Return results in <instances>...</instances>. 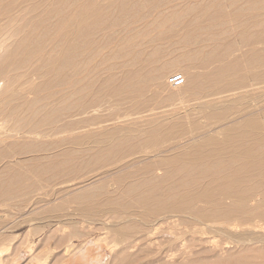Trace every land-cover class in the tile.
<instances>
[{
	"label": "rangeland",
	"instance_id": "rangeland-1",
	"mask_svg": "<svg viewBox=\"0 0 264 264\" xmlns=\"http://www.w3.org/2000/svg\"><path fill=\"white\" fill-rule=\"evenodd\" d=\"M235 1L237 4L233 5ZM246 1L99 0L98 14L89 18L75 17L78 23L83 18L85 22L90 19L94 23L90 28L85 24L79 31L60 32L55 27L60 23L61 15L76 13L86 0H22L12 32L8 25L6 30L0 31H8L7 36H10L0 50V86L3 84L0 88V98H3L0 101V124L8 129L0 130V250H8L0 254L3 264H41L47 256L45 264L54 263L63 244L57 246L54 239L47 237L48 230L65 227L67 232L80 224L85 227L87 237L84 241L72 238V243L82 248L84 261L97 255L104 256L102 264H112L114 257L106 249L107 243L109 246L113 240L108 227L120 222V217L129 216V225L136 228L142 222L140 226L143 228V221L149 215L146 207L138 206L122 215V209L133 204V198L125 195L127 186L150 177L143 167L152 163L159 165L160 161L145 162L143 155L155 156L158 149L165 151L164 156H175L177 152L189 149L179 146L181 143L189 146L188 143L207 132L228 124L225 119L233 120L243 113H258V110L264 112L263 83L255 86L254 91L248 87L237 90L236 95H231L233 92L221 95H231L226 98V116L222 122L210 118L219 106L199 112L196 109L190 116V124H187L188 119L180 122L179 119L189 111L188 104L177 95L167 98L168 93L178 92L166 85V77L164 87L156 91L154 103L147 106L144 113L129 117L127 125L111 129L108 125L112 121L101 123L109 119L107 116L110 117L111 113L113 119L122 112V108H116L117 111L111 106L108 109L111 113L106 109L108 113L104 111L96 118L98 114L91 111L90 115L95 118L83 120L85 100L88 103L98 100L102 96L101 87L106 81L122 77L123 68L132 70L135 63H141L148 71L147 68L158 67L170 58V54L184 60L183 55L208 52L215 44L221 46L229 40L239 46L241 41L237 30L256 20L259 24L264 22V10L248 14ZM237 7L242 10L237 11ZM32 19L33 26L28 28ZM3 22L6 21L0 25ZM105 22L113 26L105 27ZM70 36L86 38L84 45L79 46L74 40L68 41V46L77 44L81 54L87 51V64L84 65L79 55L75 62L68 60L69 48L63 39ZM2 37L0 34V39ZM116 37L122 41L115 42ZM106 38H112V43L107 42L111 43V48L105 47L98 53L97 48L105 44L101 41ZM96 40L98 42L94 44ZM114 49L118 51L115 56L111 52ZM241 67L242 74L246 75L244 63ZM33 74L36 77L31 80ZM37 83L46 84L48 88L41 91L33 89L35 86L30 88L29 84ZM79 87L83 91L78 92ZM253 103L256 106H252ZM149 111L154 113L152 118L164 119L160 130L190 125L188 135L175 139L174 143L132 149L131 144L144 140L132 139L136 131L144 134L149 129L141 126L142 119L138 117ZM81 126L84 128L77 130L76 136L62 140L63 130ZM93 185L96 188L91 200L81 205L67 202ZM111 185L115 187V193L109 192ZM230 202L225 200V203ZM179 229L181 231L182 226ZM104 232L109 233L106 241L102 236ZM226 236L229 235H215L214 239L222 245ZM200 237L209 238L211 235ZM192 240L197 239L185 235L187 245ZM222 247L217 256L208 254L205 262L200 264H230L231 254L240 251V246L235 244ZM190 249L197 251L194 246ZM134 252L139 253L138 250ZM195 252H190L180 264H191Z\"/></svg>",
	"mask_w": 264,
	"mask_h": 264
},
{
	"label": "bare ground",
	"instance_id": "bare-ground-1",
	"mask_svg": "<svg viewBox=\"0 0 264 264\" xmlns=\"http://www.w3.org/2000/svg\"><path fill=\"white\" fill-rule=\"evenodd\" d=\"M98 1L86 0L76 13L61 15L60 23L55 30L79 31L85 24L90 28L94 23L90 19L85 22L84 18L93 17L99 13ZM21 2L22 0H0V22L6 21L0 25V31L6 30L8 25V27L11 26L12 32L17 22L15 14L21 11ZM232 4L236 5L237 2ZM246 6L249 10L248 14L264 10V2L260 0H247ZM236 9L242 10L240 7ZM76 16L84 18L78 23L75 21ZM109 23L105 22V27L113 26ZM51 25L47 26V30ZM27 26L28 28L33 26V19ZM237 32L241 41L239 46H235L229 40L221 46L215 44L208 52L183 55L184 60L177 59L176 56L172 57L173 54H170L172 58H166L158 67L147 68L148 71L144 70L146 65L141 63H135L132 70L123 68L122 77L106 81L101 87L99 92L102 96L98 100L90 103L85 100L83 120L91 121L95 117L99 118L111 106L115 110L122 108V112H120L121 109L119 111L121 115L116 113V117L111 119L112 113L108 110L111 113L110 117L107 116L109 119H104L101 123L112 121L108 125L112 127L111 129L125 126L129 117L136 113H144V109L154 103L156 91L164 87L166 77L169 80L180 74L184 78V84L173 88L178 93L167 94L168 99L177 95L188 104L189 111L179 121L188 119L187 124H190L192 120L190 116L193 115L194 110L197 109L199 112L202 109H213L219 106V110L214 114L212 112L210 118L216 122H222L226 116L224 109L228 96L236 95L234 92L248 87L254 91L255 86L264 83V22L259 24L257 20L253 21ZM0 34L3 36L0 39V50H2L6 41L10 40V36H7L8 31L0 32ZM74 40L79 43V46L86 44L87 41L84 36H70L64 38L63 43L67 47L68 41ZM114 41L122 40L116 37ZM97 42L98 40L94 41V44ZM101 42L105 44L97 48L98 53L105 47L111 48L112 38L103 39ZM107 42L111 43L107 44ZM79 46L77 44L74 47L68 46L67 57L68 60L75 62L79 55L85 65L89 60L86 56L87 51L81 54ZM111 52L115 56L118 51L115 52L114 49ZM183 62L185 64H182ZM242 63H244L246 75L241 72ZM73 67L75 71L76 64ZM81 69L84 70V66ZM33 77H36V74L31 75V80ZM39 84H29V86L30 88L35 86L33 89L39 91L48 88L46 84ZM166 85L170 87L168 82ZM2 87L3 84L0 88ZM77 91L81 92L83 88L79 87ZM226 93L232 94L221 96ZM209 97L214 98L195 103ZM0 101H3V98H0ZM123 110L124 114H122ZM91 111L98 115L91 116L89 113ZM149 112L145 116L138 117L142 119L141 126L149 129L144 134L140 130L136 131L137 134L132 139L144 138V140L141 143L131 144L132 149L146 145L158 147L162 143H174L175 139L188 135L190 125L182 124L175 130H160L164 119H154L152 118L154 113ZM225 120L228 124L207 132L194 141L195 143H188L190 144L188 146L184 142L179 145L189 148L187 151L177 152L175 156H164L165 151H157V149L154 152L155 156L143 155L145 162L160 161L159 165L152 163L148 167H143L145 174L150 177L145 181H134L127 186L125 195L133 198L134 205L122 209L124 211L122 215H126L124 213L133 206L146 207L149 215L143 221L144 227L140 226L141 222L136 227L137 230L129 225V216L120 217V222L108 227L113 240L109 246L107 243L106 249L109 250L112 258L114 257L111 258L112 264H180V260L187 257L190 252H195L190 249L193 246L197 251L191 264H200L205 262L208 254L217 256V253L223 249L222 246L230 244L240 246V251L238 254H231L228 263L264 264V112L258 110V113H243L233 120ZM95 124L99 123H92V125ZM83 128L84 126L63 130L62 140L76 136L79 133L76 131ZM3 129L8 130L4 124H0V130ZM27 133L30 134V132ZM155 157L161 159L153 161ZM153 165L158 167L153 168ZM95 188L96 185H93L84 192L73 195L67 199V202L81 205L92 199ZM109 192H116L113 185ZM225 200L231 202L225 203ZM180 226H182L181 231ZM66 230L65 227L48 230L47 237L54 239L57 246L63 244L54 263L51 264L103 263L104 256L97 255L87 262L84 261L82 248L73 245L72 238L84 241L87 237L86 229L82 224L74 226L67 232ZM53 232L56 234H51ZM109 233L102 234L104 241L108 239ZM186 234L197 240H192V243L187 245ZM220 234L229 235L226 236L227 239H224L222 245L214 239L215 235ZM206 235L211 237H200ZM197 236L199 237L196 238ZM135 250L139 253L134 252ZM7 251L3 248L0 254ZM140 257L142 259L139 260ZM47 258L48 256L41 264L47 263ZM0 264L3 263L0 261Z\"/></svg>",
	"mask_w": 264,
	"mask_h": 264
},
{
	"label": "built area",
	"instance_id": "built-area-1",
	"mask_svg": "<svg viewBox=\"0 0 264 264\" xmlns=\"http://www.w3.org/2000/svg\"><path fill=\"white\" fill-rule=\"evenodd\" d=\"M168 84L171 88H178L184 84V78L182 75L177 74L168 80Z\"/></svg>",
	"mask_w": 264,
	"mask_h": 264
}]
</instances>
